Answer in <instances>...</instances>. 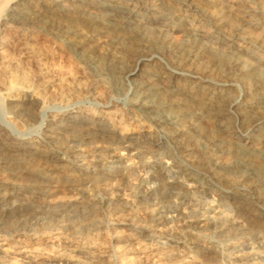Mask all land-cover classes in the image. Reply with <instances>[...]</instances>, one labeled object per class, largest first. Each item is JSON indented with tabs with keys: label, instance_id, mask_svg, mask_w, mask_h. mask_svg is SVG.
I'll return each instance as SVG.
<instances>
[{
	"label": "bare ground",
	"instance_id": "6f19581e",
	"mask_svg": "<svg viewBox=\"0 0 264 264\" xmlns=\"http://www.w3.org/2000/svg\"><path fill=\"white\" fill-rule=\"evenodd\" d=\"M4 35L0 264H264V0H0Z\"/></svg>",
	"mask_w": 264,
	"mask_h": 264
},
{
	"label": "rangeland",
	"instance_id": "374dc122",
	"mask_svg": "<svg viewBox=\"0 0 264 264\" xmlns=\"http://www.w3.org/2000/svg\"><path fill=\"white\" fill-rule=\"evenodd\" d=\"M4 36H6V37H2L1 38L2 45H4V49H2L0 51H3L4 50L6 53L17 55L18 54V46H17L16 42L14 41V38L12 36H7V35H4ZM175 38L178 39L179 37L177 36ZM39 40L43 42V39H39ZM59 58L60 57L58 56V58L55 60V62L57 61L56 62V66L58 64L61 65V66H63L64 65V63H63L64 62V59L63 58H60L59 59ZM69 65L72 67L71 64H69ZM69 65L67 64L65 66L70 67ZM65 66H64V68H65ZM27 68H29V67H27ZM44 101H43V103H41L39 105L40 107L38 106V110L47 109V110H52L53 111L54 110V107H55V110L56 111H59V112L64 110V107L63 106H59L51 98H50V100H49V98H47ZM73 105H71L69 108H71V110L75 111V110H77V107L78 106H82V107H85V106L86 107H89V106L91 107L92 106L93 107V106H97L98 105V102L90 103V101L88 102L87 100H83L81 103H79V105H77V104H73ZM2 109H4V105H2L0 107V120L2 119V116H1V113L3 111ZM75 120H77V119H75ZM32 124L33 123H31V125H29L27 127L21 128L18 131L17 130L16 131L15 130H12V132L10 131V133H9L10 134V138L11 139H19V138L20 139H26V138H30L34 134V132L32 130L35 127V124H33V125ZM154 149L156 150L157 153H159V154L161 153V150L158 149V147H155ZM157 149L160 150V151H158ZM145 157H144V159H146L145 161H147V158L148 157L151 158V159L148 158V160H150V161L152 160L151 155H146ZM127 163L132 166V169H131L132 171L130 172V175L128 176V178H126L124 181H122L121 189H122L123 193L121 191L120 192L121 194H124V193L127 194L128 191H130V190L133 191L134 193L137 190L136 193H138V191L141 192L142 189L148 187L149 185L151 187L156 186L157 181L156 180H153V178L151 177L152 175L150 174V173H154V171H155V168L154 167H151V166H148V165L142 166L141 163L139 161H137V159L136 160L135 159H132V160L128 161ZM139 165H141V166H139ZM113 166H116V165H114V164H112L110 166L107 165L106 166V168H107L106 170L108 172L114 171L115 170V167H113ZM46 183L50 187V190L54 194H56L58 196H65V195H68L70 193L68 184L66 183L65 179H63L61 177H58L55 180L49 181V182H46ZM120 183H121V181H120ZM205 199L210 200V197L206 196ZM148 201H149L148 198L142 200L143 203L145 202L144 204H148L149 205L150 203H152V202H148ZM150 201H151V199H150ZM240 214L242 215L243 219H245L246 223L247 222H250L249 225H251V224L253 225L254 224V220L249 215L245 214L243 211H240ZM118 229L124 231L126 228L124 226V227H120ZM152 235H151L150 240H149L150 242L155 243V240H156V242H161V241L164 242V238L161 235H158V234L154 235V233ZM250 244L251 243H246L245 244V242L243 244H239V246L236 248V250L237 251H241L243 249V251H245V250L248 251L249 250L248 248L251 247L250 250H252V248H253V249H256L258 251H261V250L264 251V245H260L259 246L257 244L254 245V243H252V245H250ZM240 248H242V249H240ZM228 250L230 251V249H227L226 251L229 252ZM230 252H232V249H231Z\"/></svg>",
	"mask_w": 264,
	"mask_h": 264
}]
</instances>
